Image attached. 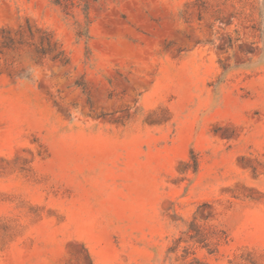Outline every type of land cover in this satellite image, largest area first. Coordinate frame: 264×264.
<instances>
[{
	"label": "rangeland",
	"instance_id": "obj_1",
	"mask_svg": "<svg viewBox=\"0 0 264 264\" xmlns=\"http://www.w3.org/2000/svg\"><path fill=\"white\" fill-rule=\"evenodd\" d=\"M88 4L0 0V264H264V0Z\"/></svg>",
	"mask_w": 264,
	"mask_h": 264
},
{
	"label": "trees",
	"instance_id": "obj_2",
	"mask_svg": "<svg viewBox=\"0 0 264 264\" xmlns=\"http://www.w3.org/2000/svg\"><path fill=\"white\" fill-rule=\"evenodd\" d=\"M52 3L60 7L63 11L69 13L75 7H81L88 16L89 4L88 0H51ZM32 34V33H31ZM40 52H44L43 49H39Z\"/></svg>",
	"mask_w": 264,
	"mask_h": 264
}]
</instances>
